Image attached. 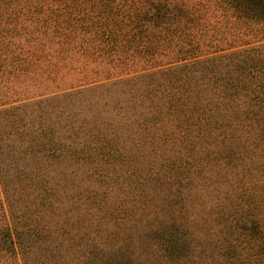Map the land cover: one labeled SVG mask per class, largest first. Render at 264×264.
<instances>
[{"label": "rangeland", "instance_id": "rangeland-1", "mask_svg": "<svg viewBox=\"0 0 264 264\" xmlns=\"http://www.w3.org/2000/svg\"><path fill=\"white\" fill-rule=\"evenodd\" d=\"M16 11L0 18V170L7 185L21 189L16 177L37 173L59 182L57 205L83 216L96 237L92 249L75 247L77 254L133 252L137 264H264V136L253 129L228 138L243 157L237 159L162 104L170 85L150 91L157 77L132 78L79 38L39 39L31 16ZM222 114H230L223 105ZM183 225L188 249L172 262L158 231Z\"/></svg>", "mask_w": 264, "mask_h": 264}, {"label": "trees", "instance_id": "trees-1", "mask_svg": "<svg viewBox=\"0 0 264 264\" xmlns=\"http://www.w3.org/2000/svg\"><path fill=\"white\" fill-rule=\"evenodd\" d=\"M14 10L31 16L39 39L79 38L132 78L157 77L150 91L170 85L162 104L179 110V122L202 137L221 140V149L237 159L243 157L228 138L253 129L264 136V0H0L1 19ZM197 85L201 96L191 91ZM222 105L230 114L217 116ZM153 108L160 116L162 109ZM215 125L225 128L216 134ZM21 180V189L8 186L0 170V264H137L133 252L77 254L75 247L92 249L96 237L82 226L83 216L57 205L59 182L38 173L16 177ZM186 226L158 231L172 262L186 255L180 235Z\"/></svg>", "mask_w": 264, "mask_h": 264}]
</instances>
